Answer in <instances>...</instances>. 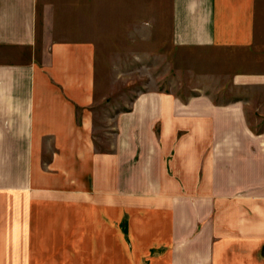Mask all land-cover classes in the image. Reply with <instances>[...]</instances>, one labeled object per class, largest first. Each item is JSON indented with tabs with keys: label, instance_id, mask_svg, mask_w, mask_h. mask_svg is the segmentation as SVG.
Masks as SVG:
<instances>
[{
	"label": "crops",
	"instance_id": "1",
	"mask_svg": "<svg viewBox=\"0 0 264 264\" xmlns=\"http://www.w3.org/2000/svg\"><path fill=\"white\" fill-rule=\"evenodd\" d=\"M170 10L231 81L138 95L102 151L82 0H0V264H264V0Z\"/></svg>",
	"mask_w": 264,
	"mask_h": 264
},
{
	"label": "rangeland",
	"instance_id": "2",
	"mask_svg": "<svg viewBox=\"0 0 264 264\" xmlns=\"http://www.w3.org/2000/svg\"><path fill=\"white\" fill-rule=\"evenodd\" d=\"M170 4L171 0H82L81 34H65L96 46L93 129L102 151L114 142L118 114L138 95L166 91L185 98L213 91L226 78L231 81L232 72L218 68L215 56L184 51L175 44Z\"/></svg>",
	"mask_w": 264,
	"mask_h": 264
}]
</instances>
